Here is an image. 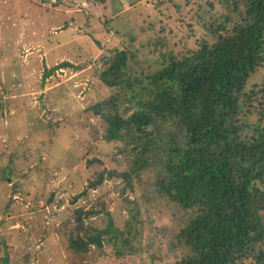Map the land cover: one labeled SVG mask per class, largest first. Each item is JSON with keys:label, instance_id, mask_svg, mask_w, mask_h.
<instances>
[{"label": "rangeland", "instance_id": "374dc122", "mask_svg": "<svg viewBox=\"0 0 264 264\" xmlns=\"http://www.w3.org/2000/svg\"><path fill=\"white\" fill-rule=\"evenodd\" d=\"M229 11V0H0V264L179 260L175 236L196 211L160 193L163 154L137 165L95 106L124 99L102 78L117 50L133 77L150 73L160 48H197ZM263 80L264 67L249 86ZM99 230L101 247L70 248Z\"/></svg>", "mask_w": 264, "mask_h": 264}, {"label": "trees", "instance_id": "16d2710c", "mask_svg": "<svg viewBox=\"0 0 264 264\" xmlns=\"http://www.w3.org/2000/svg\"><path fill=\"white\" fill-rule=\"evenodd\" d=\"M229 9L197 48H160L155 71L133 77L124 49L102 72L125 94L95 106L109 108L108 138L129 145L142 167L162 153L160 193L196 211L175 236L174 264H264V80L249 86L264 67V0H229ZM105 232L78 234L69 246L87 253Z\"/></svg>", "mask_w": 264, "mask_h": 264}]
</instances>
